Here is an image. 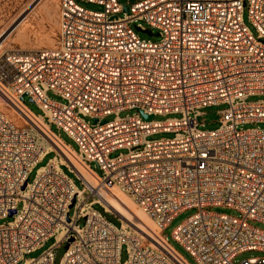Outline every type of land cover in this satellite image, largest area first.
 Wrapping results in <instances>:
<instances>
[{
	"label": "built area",
	"instance_id": "2783aa9c",
	"mask_svg": "<svg viewBox=\"0 0 264 264\" xmlns=\"http://www.w3.org/2000/svg\"><path fill=\"white\" fill-rule=\"evenodd\" d=\"M79 1L101 9L58 0L53 47L0 53V98L24 120L0 108V218L11 216L0 222V264H53L62 242L58 264H192L164 233L189 208L196 211L171 236L197 264H264V228L254 223H264V127H244L264 122V100H247L264 95V0ZM136 26L159 39L141 38ZM49 90L64 102L50 99ZM218 103L226 104L218 126L204 128L200 109ZM124 109L135 112L120 116ZM174 112L180 115L153 118ZM160 131L173 135L147 137ZM120 147L128 151L110 156ZM71 157L91 171L95 186ZM112 188L127 193L155 228L123 225L95 199ZM216 205L226 210L210 209ZM50 236L53 243L27 256ZM246 251L259 253L236 260Z\"/></svg>",
	"mask_w": 264,
	"mask_h": 264
},
{
	"label": "rangeland",
	"instance_id": "374dc122",
	"mask_svg": "<svg viewBox=\"0 0 264 264\" xmlns=\"http://www.w3.org/2000/svg\"><path fill=\"white\" fill-rule=\"evenodd\" d=\"M80 5H82L85 8L92 9V10H100L101 7L92 4V3H86L79 0H76ZM138 0H118V2L121 5L129 6L133 2H136ZM122 15V14H120ZM243 18L246 23V25L249 27L250 31L253 33V35H256V31L253 28V26L249 23L247 19V10L244 9L243 11ZM141 23L148 27L143 21ZM19 26L16 29L17 25ZM12 29V31H10ZM156 31V30H153ZM5 32V35L7 34L8 37L4 40L2 45L0 46V53L6 50H13V49H21L24 51H32L36 49L41 48H50L53 47L56 44V37L58 35V0H0V36ZM5 35L1 38L3 41V38ZM138 35L141 38L144 39H150L153 41H156L159 39L158 36H149L146 33L138 31ZM47 96L55 101L58 102H64V100L57 94H55L53 91L49 90L47 91ZM264 100V95H252L247 98L248 101H255V100ZM23 102L35 113H42L41 108H39L34 102H32L29 98V96L24 95ZM225 103H218V104H210L202 107L200 109L201 113L198 115V120L204 122V128H215L219 124V117H220V110L225 107ZM0 108L6 112V114L11 117L12 119L16 120L19 123H23L24 120L19 116L15 111L11 109L10 106H8L2 99L0 98ZM135 109H124L119 112L120 116H125L127 114L134 113ZM179 113H167V114H155L153 116L154 119L163 120L167 117L172 116H179ZM115 116L114 113L108 114L106 118H113ZM85 119L92 120L89 116H85ZM258 125L260 127H264V122H258V123H246L244 124V127L247 126H255ZM52 129L60 135V137L65 140L67 143H69L73 148H77L76 143L74 140L67 135L65 131L62 129H58L54 124L51 125ZM172 131H160L155 132L150 135H148V138H156V137H163V136H172ZM128 148L126 147H120L112 150L110 152V156H116L119 153L127 152ZM55 152L49 151L46 153L30 170L28 173V180L31 181L35 175L36 170L38 167L44 165L49 157H51ZM92 167H94L96 170H98L95 163H91ZM64 171L71 176L75 183L80 186V180L77 178L76 174L68 169L65 165L62 166ZM109 192L110 190H106ZM131 198V197H130ZM95 199H100L95 197ZM103 204V202L101 201ZM20 203H18V208L20 207ZM106 206L105 204H103ZM94 207L97 208L102 214H104L109 220H111L115 225H119L120 221L117 218L116 215L106 212L103 210V208L99 205V203L94 204ZM72 208H70L71 210ZM210 209L216 210V211H224L226 210V207L216 205L211 206ZM126 210L131 214L134 219L132 220H124L125 218L123 216H119L122 219V222L127 223L131 226L132 229L141 230L139 227L136 226V223H140L139 219L135 216V214L126 208ZM196 211V208H189L182 210L178 212L173 219L170 221V223L167 225V227L164 229V233L168 236V239L173 244V246L181 253L184 257H186L187 260H189L192 264H197L196 261L193 259V257L182 247L181 244H179L177 241H175L172 236V229L180 223L182 220H184L188 215L192 214ZM117 213V212H116ZM232 213H235L232 211ZM119 214V213H118ZM121 215V214H119ZM124 218V219H123ZM8 219H11V216H7L4 218H0V222L6 221ZM258 226L264 228V223L261 222H254ZM153 228H155V222L153 220ZM142 225V224H141ZM146 228V226H143ZM149 229V227H147ZM55 241L54 236L48 237L43 245L34 251L27 254V256H37L39 255L44 248L49 246L51 243ZM54 261L53 264H58L64 250H65V242L60 243L58 246L54 247ZM259 252L256 251H246L244 253L239 254L236 257V260H240L244 257H247L251 254H257ZM127 258V253L125 249L123 248L120 251V260L123 261Z\"/></svg>",
	"mask_w": 264,
	"mask_h": 264
},
{
	"label": "bare ground",
	"instance_id": "6f19581e",
	"mask_svg": "<svg viewBox=\"0 0 264 264\" xmlns=\"http://www.w3.org/2000/svg\"><path fill=\"white\" fill-rule=\"evenodd\" d=\"M19 26V24L12 29H16ZM12 29L10 31H12ZM5 35V32L1 35L2 37ZM0 36V40H2ZM8 37V35L6 34L5 37L3 38V41H1L0 46L2 45V43L4 42V40ZM11 109L13 111H15L19 116L22 115V111L20 108H18L17 106H11ZM22 117V116H21ZM44 144L49 148L52 147L49 143L45 142L43 140ZM72 162L74 163V166L76 167L77 171H79V173L81 175H83L85 181L90 184L91 186H95L96 185V181L93 177V174L91 173L90 170H88L86 167H84L82 164H80L77 160H75L73 157H71ZM98 196H99V200L100 202L102 201L103 204H105L106 208L108 210H112L115 211L119 214H121L120 216H123L124 220H133L134 217L131 216V214L126 210V208H128L129 210H131L135 216L137 217V219H139L140 223H136V226L143 229V230H149L150 228H153L154 224H153V219L148 216L142 209L141 207L132 199L130 198V196L117 189V188H112L109 192H107L106 190H102L99 189L98 190ZM118 214V215H119ZM121 218V217H120ZM125 221H123V225H125L126 223H124ZM143 226H146L143 227ZM147 227H149V229H147Z\"/></svg>",
	"mask_w": 264,
	"mask_h": 264
},
{
	"label": "water",
	"instance_id": "95a60500",
	"mask_svg": "<svg viewBox=\"0 0 264 264\" xmlns=\"http://www.w3.org/2000/svg\"><path fill=\"white\" fill-rule=\"evenodd\" d=\"M126 10H127L126 7H124V11H126ZM136 29H137L138 31H140V32L146 33V34L149 35V36H157V35H158V33H156V32H152V31L147 30V29H141V28L138 27V26H136ZM143 115H144L145 117H151V114L143 113ZM94 120H96V118H94ZM72 202H73V200H72ZM70 205H71V204H70ZM13 212H14V210H10V213H13Z\"/></svg>",
	"mask_w": 264,
	"mask_h": 264
}]
</instances>
